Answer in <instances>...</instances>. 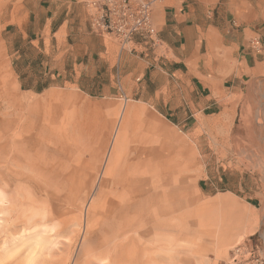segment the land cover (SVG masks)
<instances>
[{"label": "rangeland", "instance_id": "1", "mask_svg": "<svg viewBox=\"0 0 264 264\" xmlns=\"http://www.w3.org/2000/svg\"><path fill=\"white\" fill-rule=\"evenodd\" d=\"M22 1L0 0V264H230L259 210H239L247 229L219 251L211 234L227 233L202 225L200 214L210 218L208 199L223 176L247 184L242 200L256 193L264 203V71L185 127L150 133L137 110L127 133L123 112L106 116L117 120L109 129L98 106L74 96L59 102L70 89L50 101L19 86L6 24Z\"/></svg>", "mask_w": 264, "mask_h": 264}, {"label": "crops", "instance_id": "2", "mask_svg": "<svg viewBox=\"0 0 264 264\" xmlns=\"http://www.w3.org/2000/svg\"><path fill=\"white\" fill-rule=\"evenodd\" d=\"M86 1L23 0L15 19L8 21V28L14 26L15 75L23 91L51 101L57 89H70L58 100L74 96L98 106L101 121H110L113 130L123 112L126 133L140 110L148 117L150 133L166 134V123L185 127L196 114L214 115L233 90L254 75L262 80L264 0H159L152 10L159 44L136 38L124 48L93 29ZM108 114H117L115 123ZM153 122H160L162 133L154 131ZM233 185L230 177H218L208 199L211 216L200 214L202 225L227 233L228 237L211 234L216 251L227 238L231 241L246 231L248 219L239 212L246 207L259 210V223L234 245L259 237L264 244L263 200L256 203L252 199L260 198L256 193L242 200L239 191L249 192L247 184L239 179L237 189ZM236 202L239 209L232 208ZM213 214L222 215V222ZM236 214L240 216L234 226Z\"/></svg>", "mask_w": 264, "mask_h": 264}, {"label": "built area", "instance_id": "3", "mask_svg": "<svg viewBox=\"0 0 264 264\" xmlns=\"http://www.w3.org/2000/svg\"><path fill=\"white\" fill-rule=\"evenodd\" d=\"M159 0H88L92 9L93 29L114 38L121 47L135 43L139 38L149 45L159 44L152 25V10ZM253 45L259 49V41ZM230 264H264V244L259 238H250L231 249Z\"/></svg>", "mask_w": 264, "mask_h": 264}, {"label": "bare ground", "instance_id": "4", "mask_svg": "<svg viewBox=\"0 0 264 264\" xmlns=\"http://www.w3.org/2000/svg\"><path fill=\"white\" fill-rule=\"evenodd\" d=\"M116 183H117V181H116Z\"/></svg>", "mask_w": 264, "mask_h": 264}]
</instances>
